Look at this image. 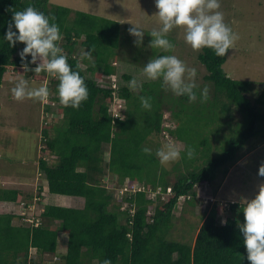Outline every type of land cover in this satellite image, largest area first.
Returning <instances> with one entry per match:
<instances>
[{"label": "trees", "instance_id": "16d2710c", "mask_svg": "<svg viewBox=\"0 0 264 264\" xmlns=\"http://www.w3.org/2000/svg\"><path fill=\"white\" fill-rule=\"evenodd\" d=\"M29 4L59 25L62 33L59 46L88 88V99L79 108L59 104L63 120L55 125L57 133L51 135L47 129L44 132L46 149L54 160L40 162L49 193L83 197L84 205L46 204L38 222L34 220L30 225L14 221L25 219L26 213L0 212V264H50L47 254L54 255L59 264H103L106 258L111 264H250L238 226L244 214L237 202H229L225 207L216 203L203 217L192 242L169 237L179 197L191 195L187 201L194 204L197 185L213 183L219 170L225 175L244 151L251 149L247 143L253 137H264V109L248 97L250 81L233 79L223 67L230 49L224 56H217L211 48L204 47L199 55L208 71L205 79L214 83L217 96L222 97L213 104L216 113L212 114L211 123L216 126L211 130L205 116L184 113L167 104L157 80L146 79L137 91L127 84L113 87L111 82L107 83L109 76L119 73L115 63L121 44L120 21L53 4L50 0H0V89L9 69L8 72L30 80L43 82L49 78L47 87L56 93L53 99L60 102L58 78L44 71H25L19 55L24 43L11 46L5 40L13 11ZM127 70L121 77L129 81L133 79V71ZM101 81L107 84L102 85ZM115 94L127 104L123 119L114 117L110 110ZM141 96L151 98L150 109L142 107ZM223 97L226 101H222ZM263 97L259 96L257 103ZM178 98L181 102L188 99L187 95ZM233 106L242 115L238 124L241 127L236 136L221 141L218 146L225 143L222 151L213 156L211 135L220 134L219 122H227L220 116H231ZM45 109L50 110L49 104ZM167 109L171 111L169 117L165 116ZM166 117H171L169 123L173 121L175 127L165 125ZM205 127L207 131H203ZM163 130L186 145L180 161L173 166L175 180L169 178L172 170L160 163L157 148L149 144L150 137ZM195 134L202 138L195 137L193 141L191 136ZM189 145L195 149L192 158L186 155ZM145 147L151 153L142 151ZM107 175L117 177L121 187L128 179L146 189L124 191L117 203L114 187L103 183ZM42 198V187L35 194L0 184L1 202L30 205L35 199L44 202ZM124 200L128 203L126 207ZM226 209L230 213L221 223L218 213ZM61 230L67 234L66 251L58 250ZM31 249H35L36 256L31 255Z\"/></svg>", "mask_w": 264, "mask_h": 264}, {"label": "rangeland", "instance_id": "374dc122", "mask_svg": "<svg viewBox=\"0 0 264 264\" xmlns=\"http://www.w3.org/2000/svg\"><path fill=\"white\" fill-rule=\"evenodd\" d=\"M50 2L121 22V44L117 49L116 58L118 61L115 63L118 66L119 73L111 75L107 79V83L111 82L115 87L118 86V83L120 85L123 83L127 84L130 89L137 91L139 85L148 79L143 74L144 64L157 55L174 54L189 67H195L197 69L195 79L198 85L195 90L197 95L195 101L188 98L181 102L178 96L164 87H162L163 98L167 104L175 109H182L184 113L195 112L198 116H205L206 121L209 124L211 123L212 114L216 113L215 110L213 111V104L222 97L217 96L214 83L205 79L208 71L199 60L203 48L195 50L185 42L183 26H176L167 34L168 39L175 45L172 50L165 52L162 49L151 48L149 42L152 37L148 32L153 29L158 30L162 26L158 15L155 14L157 12L155 0H50ZM220 4L219 10L223 12L225 22L232 27L239 37L233 47L230 48L223 67L233 79L250 81L247 95L254 104L264 109V97L260 103L256 101L259 96H264V0H220ZM132 23L139 24L145 31L141 46L133 43L135 38L128 32V28L132 26ZM85 53L86 49L83 48L82 54ZM86 65V63L83 64L85 68ZM127 69L133 71V79L137 82L136 87L131 86L133 79L126 81L121 77V74L128 72ZM8 70L5 72L0 89V184L4 187L11 186L22 188L25 191H35V194L42 187L44 202H37L35 199L30 205H25L19 202L0 201V212L20 213V215L26 213L25 219L16 218L14 221L30 225L34 220L38 222L44 205L54 203L80 207L84 205V198L49 193L46 186L48 183L46 175L40 169V162L43 159L54 160L53 154H50V151L46 149L45 129L50 130L51 135H54L57 133L55 125L57 123L61 124L63 120V114L59 111L60 102L53 99L56 93L49 90V96L43 102H40L31 98L18 101L11 91L16 80L20 78L28 80L30 86L34 88L45 83L48 85L49 78L39 82L30 80L29 77L15 72H8ZM157 81L161 85V80L157 79ZM101 83L102 85L107 84L102 81ZM205 87L208 90V96L207 99L202 100L201 92ZM223 98L222 101H226L225 97ZM47 104L50 106L49 111L45 109ZM170 112L167 109L165 113L167 117L171 116ZM167 117L165 118L167 123L175 127L173 121L169 123L172 120L171 117L170 119H167ZM220 119L227 120V122H219L222 125L221 128L217 125V128H220V134H213V132L211 135V153L213 156L222 151V145L225 143L223 142L221 147L218 145L223 139L228 140L237 135L241 127L238 124L242 119V115L233 106L232 115L225 117L221 114ZM215 126L208 127L213 130ZM206 128H203V131H207ZM191 137L195 141V137L202 138V135L195 134ZM149 140L150 146L157 149L167 142L175 143L181 151L186 146L183 141L168 139L164 134L152 136ZM247 147H251V149L245 150V154L241 156L236 164L230 167L225 175L220 173L219 170L213 183L202 182L197 185L196 190L201 197L196 196L194 204L188 202L189 200L178 202L174 213V226L169 233L170 238L192 242L203 217L216 203H219L221 207L230 205L229 202L233 201L240 205L242 199L255 196L258 192V185L264 182V177L258 175V169L264 163V137L260 135L253 137L247 143ZM106 156L108 158L109 154L107 153ZM178 160L162 165L168 170H172L170 180L176 179L177 174L173 170V166ZM103 183L110 188L114 187L115 199L117 203H120L118 199L123 196V191H126V183H123L121 187L117 177L109 175L103 178ZM123 206H128L125 200ZM29 208L31 209L30 213L28 212ZM226 210L224 213H218L221 223L222 221L225 222L227 215L230 213L229 209ZM62 233L61 230L58 250L66 251L68 245L67 234ZM31 255L36 256L35 249H31ZM46 256L50 259L49 261L55 259L54 255L47 254Z\"/></svg>", "mask_w": 264, "mask_h": 264}, {"label": "clouds", "instance_id": "9594fccd", "mask_svg": "<svg viewBox=\"0 0 264 264\" xmlns=\"http://www.w3.org/2000/svg\"><path fill=\"white\" fill-rule=\"evenodd\" d=\"M155 5L157 8L155 14L158 15L162 26L158 30L153 29L148 32L152 37L149 42L151 48L162 49L165 52L172 50L175 45L168 39L167 34L176 26L184 27L185 42L193 49L211 48L217 56H224L239 38L232 27L225 22L223 12L219 10L220 0H155ZM53 20L54 18L50 20L43 11L29 4L21 10L13 11L5 32V40L11 46H15L17 42H23L24 47L19 55L25 71L34 73L44 71L57 77L60 103L66 107L79 108L81 103L88 99V88L84 78L79 72L73 70L68 63V57L63 54V49L58 43L62 39V33L59 25ZM128 32L135 38L133 40L135 45L143 44L145 31L139 24L132 23ZM143 74L149 80L160 79L161 86L170 89L176 96L187 95L192 101L197 98L195 91L198 88L195 79L197 69L189 67L174 54L157 55L151 58L144 64ZM131 86H137L135 79L131 81ZM11 91L18 101L31 98L43 102L49 96L46 83L34 88L30 86L28 80L23 78L16 80ZM207 96L208 90L205 87L201 92V99L205 100ZM150 99V97H140L143 108H151ZM124 105L122 113L125 117L127 110L125 101ZM164 123L171 126L166 121ZM163 134L168 139L176 140L167 130H163L159 135ZM142 151L151 153L148 147L143 148ZM194 154L195 149L189 145L186 150L187 157L192 158ZM156 155L160 163L166 165L181 157V149L175 143L167 142L157 149ZM258 175L264 177V163L260 165ZM124 183L127 186L126 191L146 189L144 185L141 186L128 179ZM171 190L169 187V191ZM182 196H185V199H181L180 196L179 202L192 198L191 195H188L190 198L186 195ZM196 196L201 197L198 193ZM240 210L244 214V220L238 221V226L243 235L247 259L250 264H264V182L258 185V192L254 197L241 200ZM103 264H111V260L106 258Z\"/></svg>", "mask_w": 264, "mask_h": 264}, {"label": "built area", "instance_id": "2783aa9c", "mask_svg": "<svg viewBox=\"0 0 264 264\" xmlns=\"http://www.w3.org/2000/svg\"><path fill=\"white\" fill-rule=\"evenodd\" d=\"M112 86L115 87L114 85H112ZM124 107H125L124 100L121 97H118L117 94H115L114 101L112 102V107L110 108V110H112V112H113L114 117L123 118L124 115L122 113V109ZM198 195H199V192H198ZM187 197L190 198V196H187ZM181 199H185V196H181ZM54 260L53 261H49V263L50 264H59V263H56Z\"/></svg>", "mask_w": 264, "mask_h": 264}, {"label": "crops", "instance_id": "0c3cea01", "mask_svg": "<svg viewBox=\"0 0 264 264\" xmlns=\"http://www.w3.org/2000/svg\"><path fill=\"white\" fill-rule=\"evenodd\" d=\"M4 210H6V209H4Z\"/></svg>", "mask_w": 264, "mask_h": 264}]
</instances>
